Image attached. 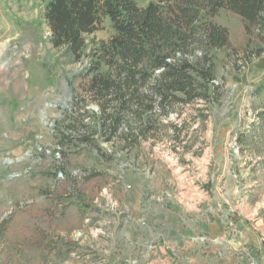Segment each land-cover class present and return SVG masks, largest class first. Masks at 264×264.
Segmentation results:
<instances>
[{
  "label": "rangeland",
  "instance_id": "1",
  "mask_svg": "<svg viewBox=\"0 0 264 264\" xmlns=\"http://www.w3.org/2000/svg\"><path fill=\"white\" fill-rule=\"evenodd\" d=\"M47 1L0 0V264H264V42L245 58L243 21L219 10L220 103L204 119L178 107L131 148L96 135L97 150L68 110L112 29L73 61L49 43Z\"/></svg>",
  "mask_w": 264,
  "mask_h": 264
},
{
  "label": "trees",
  "instance_id": "2",
  "mask_svg": "<svg viewBox=\"0 0 264 264\" xmlns=\"http://www.w3.org/2000/svg\"><path fill=\"white\" fill-rule=\"evenodd\" d=\"M221 9L243 21L245 58L260 56L264 49L248 50L253 39L264 42V0H159L144 7L133 0H48L43 18L49 43L73 61L81 59L86 36L103 19L112 29L109 39L91 49L81 94L68 110L77 115L72 128L80 141L99 150L97 135L131 148L154 134L162 119L180 117L178 107L201 104L195 111L206 118L222 98L216 52L230 47L228 29L212 20ZM88 103L96 111L79 112ZM170 127L177 139L180 131L174 123Z\"/></svg>",
  "mask_w": 264,
  "mask_h": 264
}]
</instances>
